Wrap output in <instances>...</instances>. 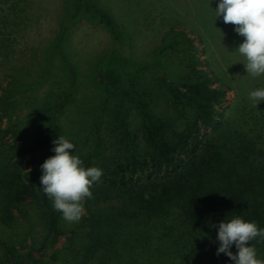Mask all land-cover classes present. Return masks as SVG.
Returning <instances> with one entry per match:
<instances>
[{
    "label": "trees",
    "instance_id": "trees-1",
    "mask_svg": "<svg viewBox=\"0 0 264 264\" xmlns=\"http://www.w3.org/2000/svg\"><path fill=\"white\" fill-rule=\"evenodd\" d=\"M192 2L194 23L170 25L150 60L140 63L119 54V47H130L131 36L102 0H64L63 21L86 18L118 46L100 80V109L112 142L106 144L101 119L94 118L95 143L80 155L69 150L85 168L103 171L90 189L93 198L83 201L80 221L69 223L40 190V166L55 155L53 141L65 137L59 115L70 99L46 96L35 110L43 111L45 121L30 129L31 116L13 117L20 105L11 99L22 93V83L13 80L0 94V122L8 118L11 124L1 128L0 139L19 170L8 184L0 224L10 226L19 217L30 224L24 242L5 247L6 263L234 264L216 254L220 242L213 225L239 216L264 228V101L256 107L249 98L264 88V74H247L235 44L245 37L216 18L219 0ZM21 5L15 1L0 13V57L11 54L9 31L24 21ZM65 29L54 42L62 72L76 83ZM230 92L236 102L225 116ZM34 220L46 230L44 239L36 237ZM250 243L264 259V240ZM230 250L238 251L235 245Z\"/></svg>",
    "mask_w": 264,
    "mask_h": 264
},
{
    "label": "rangeland",
    "instance_id": "rangeland-1",
    "mask_svg": "<svg viewBox=\"0 0 264 264\" xmlns=\"http://www.w3.org/2000/svg\"><path fill=\"white\" fill-rule=\"evenodd\" d=\"M15 1L22 3V9L25 6L22 17L24 21L20 28L9 31L10 34L12 33L11 40L14 43L11 54L0 57V94L5 92L13 80L18 84L21 82L23 86L22 93L11 99L16 100L20 105L13 117L17 119L31 116L32 123H29L28 128L37 129L45 121V115L43 111L35 112L36 108L44 105L46 96L61 94L62 99L66 97L70 99L59 115V122L64 127L65 139L76 145V149L71 151L80 155L95 143L90 130L94 118L101 119L99 121L101 134L106 144L110 145L112 140L105 123L107 117L100 109V80L118 46L102 26L86 18L63 21L64 0H0V13ZM102 1L124 23L131 36L130 47L128 48L127 43L124 47H119V54L130 56L140 63L150 60L162 33L170 25L184 22L190 26V23H194L191 15L193 0ZM63 25L67 30L65 52H68L77 64L76 83L75 81L72 83L62 72L61 54L54 42ZM241 43L243 42L235 43L237 48ZM232 49L235 47L232 46ZM216 60L218 65L225 66L219 57ZM25 99L29 104L24 103ZM235 102L236 93H228L223 105L225 116L231 113ZM24 123L26 120L21 124ZM7 124L11 125L8 118H4L3 122H0V130ZM18 171L8 160L3 141L0 139V207L3 206L9 182ZM34 224L36 237L42 239L47 237V232L39 226L40 223ZM29 227L30 224L21 217L10 226L0 224V264H13L3 260L4 249L8 245H20L24 242ZM42 239H39V242ZM42 244L39 243V246ZM45 245L47 252H51V237Z\"/></svg>",
    "mask_w": 264,
    "mask_h": 264
},
{
    "label": "clouds",
    "instance_id": "clouds-1",
    "mask_svg": "<svg viewBox=\"0 0 264 264\" xmlns=\"http://www.w3.org/2000/svg\"><path fill=\"white\" fill-rule=\"evenodd\" d=\"M215 12L216 18L222 16L224 23L235 25V32L245 37L236 50L246 60L243 64L247 74L253 77L264 74V0H219ZM249 98L257 107L264 101V88L251 91ZM53 143L55 155L40 166V190L65 221L77 223L84 212L83 201L93 198L90 189L103 171L98 167L85 168L83 160L69 151L76 149V145L65 137L59 136ZM213 227H218L217 255L224 253L234 264H264V259L257 258L256 248L251 243L248 246L258 237L264 240V228L239 216ZM233 245L238 250L236 254L230 250Z\"/></svg>",
    "mask_w": 264,
    "mask_h": 264
}]
</instances>
